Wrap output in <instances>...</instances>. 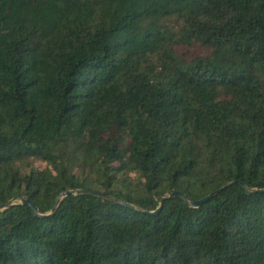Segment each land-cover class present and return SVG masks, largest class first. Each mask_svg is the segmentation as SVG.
I'll return each instance as SVG.
<instances>
[{
  "label": "trees",
  "instance_id": "16d2710c",
  "mask_svg": "<svg viewBox=\"0 0 264 264\" xmlns=\"http://www.w3.org/2000/svg\"><path fill=\"white\" fill-rule=\"evenodd\" d=\"M260 190L264 0H0V264H264Z\"/></svg>",
  "mask_w": 264,
  "mask_h": 264
},
{
  "label": "water",
  "instance_id": "95a60500",
  "mask_svg": "<svg viewBox=\"0 0 264 264\" xmlns=\"http://www.w3.org/2000/svg\"><path fill=\"white\" fill-rule=\"evenodd\" d=\"M227 186H228V185H227ZM227 186H226V187H227ZM224 188H225V187H224ZM222 190H223V189L219 190L218 192H220V191H222ZM218 192H215V193L209 195L207 198H205V199H203V200H201V201H189V200L184 196V194H183L182 192H174V193H171L168 197H165V198L162 199L161 206H160V208H158L156 211H154V212H145V213H148V214L153 215V216H157V215H159L160 212H161V208H162V204H163V202H164L167 198H173V197H178V196L184 198L190 207H200V206H202L204 203H206L207 201H209V200H210L213 196H215ZM256 192H264V190H260V191H256ZM71 194H74V195H92V196H95V197H102V198H106V199L114 200V198H112V197H110V196H108V195H106V194H102V193H100V192H98V191H92V190H87V189L77 190V191H75V192H72V191H63V192L59 193V195H58V197H57V200H56V203H55V206H54V208H53V210H52V213H55V212L57 211L59 205L61 204L62 200H63L65 197H67V196H69V195H71ZM115 201H116V200H115ZM21 203H22V204H25V205H30L29 202H28L27 200H22ZM120 203H122V202H120ZM122 204H124V205H126V206H128V207L133 208L132 206H130V205H128V204H125V203H122ZM8 206H9V205H8ZM31 206L34 208V210H35V212H36V215H37V216H41V215L39 214V212H38V208H37V207H34L33 205H31ZM41 217H45V216H41Z\"/></svg>",
  "mask_w": 264,
  "mask_h": 264
}]
</instances>
